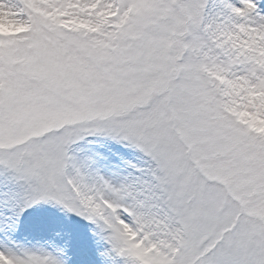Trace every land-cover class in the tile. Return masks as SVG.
<instances>
[{"label":"snow or ice","instance_id":"obj_1","mask_svg":"<svg viewBox=\"0 0 264 264\" xmlns=\"http://www.w3.org/2000/svg\"><path fill=\"white\" fill-rule=\"evenodd\" d=\"M0 264H264V0H0Z\"/></svg>","mask_w":264,"mask_h":264}]
</instances>
